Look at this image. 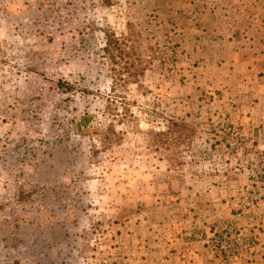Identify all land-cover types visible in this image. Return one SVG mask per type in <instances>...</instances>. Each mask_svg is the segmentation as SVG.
I'll return each instance as SVG.
<instances>
[{
    "label": "rangeland",
    "instance_id": "obj_1",
    "mask_svg": "<svg viewBox=\"0 0 264 264\" xmlns=\"http://www.w3.org/2000/svg\"><path fill=\"white\" fill-rule=\"evenodd\" d=\"M239 5L0 0V264H264V102L241 111L214 45ZM106 28L145 68L111 147L76 127L112 119ZM172 120L190 140L160 142Z\"/></svg>",
    "mask_w": 264,
    "mask_h": 264
},
{
    "label": "crops",
    "instance_id": "obj_2",
    "mask_svg": "<svg viewBox=\"0 0 264 264\" xmlns=\"http://www.w3.org/2000/svg\"><path fill=\"white\" fill-rule=\"evenodd\" d=\"M237 1L240 5L235 8L238 14L233 27L226 28L218 22L216 34L222 36L214 45L216 58L222 64L219 70L225 76L223 83L229 85L226 92L232 90V99L239 102L241 111L248 113L255 110L259 101L264 102V3L254 7L249 0ZM263 255L264 252L260 257L264 260Z\"/></svg>",
    "mask_w": 264,
    "mask_h": 264
},
{
    "label": "trees",
    "instance_id": "obj_3",
    "mask_svg": "<svg viewBox=\"0 0 264 264\" xmlns=\"http://www.w3.org/2000/svg\"><path fill=\"white\" fill-rule=\"evenodd\" d=\"M108 1V0H104ZM105 42L102 47L103 56L109 62V71L112 77L111 96L108 98L107 109L112 119L109 125L104 128H96L93 125L95 118L94 114L85 113L76 124L77 130L81 133L98 131L103 140V144L108 147L113 145V142L118 138V132L114 128L116 121H122L127 115L130 119H135L134 113L129 109L126 101H123V107L126 110L124 114H119V97L117 93H122L121 90L128 88L129 84H140V78L145 74V68L142 65L139 50L134 44L129 43V39L125 36H119L112 28L104 30ZM59 86L71 89L72 84L68 82H59ZM118 97V98H117ZM194 128L186 122L172 120L167 130L155 131L154 135L160 138V142L167 144L170 140L173 142L182 143L187 139H191ZM107 148V147H106Z\"/></svg>",
    "mask_w": 264,
    "mask_h": 264
}]
</instances>
